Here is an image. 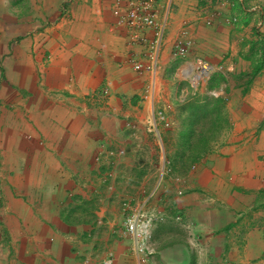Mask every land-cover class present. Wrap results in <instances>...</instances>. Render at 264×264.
Returning a JSON list of instances; mask_svg holds the SVG:
<instances>
[{"label": "crops", "instance_id": "obj_1", "mask_svg": "<svg viewBox=\"0 0 264 264\" xmlns=\"http://www.w3.org/2000/svg\"><path fill=\"white\" fill-rule=\"evenodd\" d=\"M214 1L212 12L198 0L161 5L166 30L154 77L129 63L143 49L117 26L116 0H0V264H79L60 213L68 166L94 158L123 99L146 107V84L154 83L152 114L159 110L161 78L174 72V48L186 36L193 56L235 71L223 73L230 80L220 99L209 98L217 119L204 142H185L197 173L166 201L146 264H264V0ZM234 75L254 81L239 96ZM234 113L244 114L237 125L245 131L235 145L227 132ZM216 130L228 136L211 152ZM132 254L113 264L132 263Z\"/></svg>", "mask_w": 264, "mask_h": 264}, {"label": "rangeland", "instance_id": "obj_2", "mask_svg": "<svg viewBox=\"0 0 264 264\" xmlns=\"http://www.w3.org/2000/svg\"><path fill=\"white\" fill-rule=\"evenodd\" d=\"M198 1L208 11H213V6L216 5L214 0ZM210 22L211 19H208V26H211ZM255 44L261 48L260 42ZM191 47L185 55L174 48V72L168 68L169 71L161 78V91L156 104L159 110L154 115L153 83L151 86L146 84L143 95L146 107L135 104L136 99H139L137 97L125 98V110L111 111L107 115L110 119L109 130L105 131L104 136L98 137L99 142L95 145L99 160L94 155V158L78 165L70 162L71 169L70 166L68 168L72 176L67 180L71 181L72 186L60 196V213L67 222L64 230L72 238V253L79 257V264H104L110 260L114 262L118 254L120 257L124 252L133 255L132 251L137 257V260L134 259L136 263H149L155 249L152 234V253L148 257L138 256L133 250V241L126 229L127 218L143 209V213L154 218L153 231L162 220L160 212L166 207V201L184 194L185 178L182 177H192L197 173L195 161L183 157L186 153L185 142H193L195 145L204 142L202 134L205 128L214 127L211 124L217 119L211 111L213 108L209 98L220 99L218 96L223 93L217 89L228 84L230 79L221 73L225 77L222 84L216 87L217 79H221L217 76L218 72L205 82L193 86L183 75L184 70L192 69L199 58L193 56ZM257 67L255 65L252 68V73L258 70L260 72L262 68ZM252 83L253 77L243 82L234 75V94L239 96L240 89L245 85L249 88ZM234 103H239L238 99ZM242 115L244 114L234 113V127L227 131L232 134L234 130V145L240 136H245V131L241 130L243 126L237 125L244 120ZM183 122L187 126L185 129L182 128ZM216 132L217 130L208 136L214 137ZM223 133L216 134L218 138L212 141L211 152L220 137L224 140L223 136H228V133ZM176 169L180 172L173 174ZM130 261L126 264L133 263ZM119 264L125 262L120 260Z\"/></svg>", "mask_w": 264, "mask_h": 264}, {"label": "built area", "instance_id": "obj_3", "mask_svg": "<svg viewBox=\"0 0 264 264\" xmlns=\"http://www.w3.org/2000/svg\"><path fill=\"white\" fill-rule=\"evenodd\" d=\"M172 0H116L114 15L117 18V26L127 31L128 43L143 49L141 57L132 55L129 63L133 70L139 74H151L154 77L160 68V57L164 46L166 23L160 21L162 4H171ZM187 36L176 43V49L182 55L192 46V42L186 40ZM234 66H214L203 57L195 61L191 73L184 77L190 80L193 86H197L210 78L215 72L224 74L234 73ZM153 216L143 213V209L130 215L126 220V229L133 241V250L138 256L151 254V234L153 229ZM113 261H105L104 264H112Z\"/></svg>", "mask_w": 264, "mask_h": 264}, {"label": "bare ground", "instance_id": "obj_4", "mask_svg": "<svg viewBox=\"0 0 264 264\" xmlns=\"http://www.w3.org/2000/svg\"><path fill=\"white\" fill-rule=\"evenodd\" d=\"M192 69L191 68H186L185 69V74L188 76L191 73Z\"/></svg>", "mask_w": 264, "mask_h": 264}, {"label": "trees", "instance_id": "obj_5", "mask_svg": "<svg viewBox=\"0 0 264 264\" xmlns=\"http://www.w3.org/2000/svg\"><path fill=\"white\" fill-rule=\"evenodd\" d=\"M258 72H259V70H258ZM258 72H255V73H258Z\"/></svg>", "mask_w": 264, "mask_h": 264}]
</instances>
